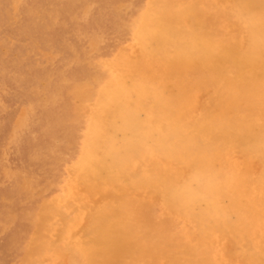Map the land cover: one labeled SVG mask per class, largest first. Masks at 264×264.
<instances>
[{"label": "bare ground", "instance_id": "bare-ground-1", "mask_svg": "<svg viewBox=\"0 0 264 264\" xmlns=\"http://www.w3.org/2000/svg\"><path fill=\"white\" fill-rule=\"evenodd\" d=\"M132 35L74 89L78 154L18 264H264V0H148Z\"/></svg>", "mask_w": 264, "mask_h": 264}, {"label": "rangeland", "instance_id": "rangeland-1", "mask_svg": "<svg viewBox=\"0 0 264 264\" xmlns=\"http://www.w3.org/2000/svg\"><path fill=\"white\" fill-rule=\"evenodd\" d=\"M147 3L0 0V264L20 263L25 214L62 191L76 160L90 100L74 89L133 42Z\"/></svg>", "mask_w": 264, "mask_h": 264}]
</instances>
